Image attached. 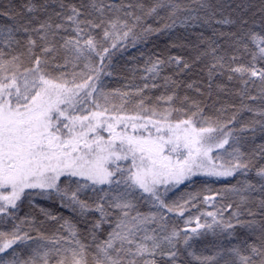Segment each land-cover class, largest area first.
Wrapping results in <instances>:
<instances>
[{"label": "snow or ice", "instance_id": "1", "mask_svg": "<svg viewBox=\"0 0 264 264\" xmlns=\"http://www.w3.org/2000/svg\"><path fill=\"white\" fill-rule=\"evenodd\" d=\"M147 19L169 22L153 27ZM178 21L209 28L236 23L217 19L211 0H26L19 8H0V264H264V145L243 152L242 137L234 133L254 128L237 130L235 112L226 121L214 120L199 101L178 93L185 87L204 94L197 86L203 81L183 79L203 65L209 90L216 76L227 74L241 84V99H257L250 86L264 98V23L257 32L241 18L236 32L213 29L193 45L173 42L189 47L191 55H147L142 87H102L101 74L112 75L105 71L112 50L128 47L129 39L135 47ZM245 57L247 63H238ZM82 62L87 73L75 71ZM50 66L60 71L53 75ZM166 68L173 74L163 75ZM158 87L166 91L149 105L151 97L143 93ZM129 104L132 114L124 112ZM242 110L264 117L248 105ZM173 113L183 115L173 121ZM254 123L264 131V120ZM253 172L255 181L248 179ZM197 178H205L203 203L216 210L189 216L178 227L169 214L184 217L201 193L166 197ZM208 178L236 183L212 193ZM33 196L57 201L75 219L31 199L44 219L20 217L22 201ZM218 197L231 202L217 207ZM237 228L251 242L224 245ZM207 236L217 243L208 254L197 252L195 241Z\"/></svg>", "mask_w": 264, "mask_h": 264}, {"label": "trees", "instance_id": "2", "mask_svg": "<svg viewBox=\"0 0 264 264\" xmlns=\"http://www.w3.org/2000/svg\"><path fill=\"white\" fill-rule=\"evenodd\" d=\"M26 0H0V8L12 5L19 8ZM145 3H150L151 0H144ZM186 0H181V3H185ZM211 3L216 8V18L220 19L223 17H228L235 21V24L232 25H218L213 24L211 28L204 27H184L180 26L179 21L177 22V26L171 30H165L160 32L159 34L150 35L146 42H138L135 47L131 46V39L125 41L128 47H120L118 49L112 50L110 53V62L108 60L105 61V64H108V67L105 71H110L112 73L111 76H105L101 74L102 87L105 92H112L114 89H124L125 86H129L128 90H133L136 87H142L144 84V80L141 79L142 68L144 65V60L147 55H159L164 59H167L169 55H182L185 58H188L191 55V51L189 47H172L173 42L184 43L185 45H193L198 43V36L203 34L204 37H211L213 35V29H216L223 32H236L238 30V25L241 20L247 19L249 21L248 26H252L255 31L261 32V24L264 23V0H211ZM165 22H169L165 20L158 19H147L146 25H152L153 27H162ZM253 22H255L253 24ZM139 32L140 29H137ZM226 39V38H225ZM224 43V41H221ZM227 48V45L225 44ZM231 51V49H228ZM144 54L143 56L141 54ZM58 62L63 63L62 56L57 57ZM248 57H245L244 60L238 61V63H247ZM95 63L99 64V58L94 57ZM203 65L197 66L193 68L187 75L183 77L186 83L196 81H203V83H198L197 86L203 89L204 94L200 95L194 90L186 89L185 87H181L178 89L179 95L182 97L187 94L189 97L199 101L201 103V107L204 109V113L207 116H211L214 120L219 118L220 120L226 121L231 118L232 113H237L235 127L237 130L241 128V126L247 125L250 128H254L255 131H236L234 135L242 137L240 147L241 150L245 153H253L259 150L261 145H264V131L261 130L259 123H254V121L264 120V117L259 115H254L253 112L242 110V105H248L251 108L255 109L257 112L264 111V98H260L258 87L250 86L248 92L251 95L257 96L255 100L247 99V94H244V98L241 99L240 95H237V92L243 93V88L238 80L228 81L227 74L223 76H216L212 88L209 90L207 86V76L206 73L201 71ZM50 71L53 75L57 74L58 69L50 66ZM69 74V78H71V72L73 71L72 66L69 65L65 70ZM77 72H88V69L84 68L83 62L80 63L79 67L75 69ZM172 69L166 68L163 75H172ZM176 79H180V77H175ZM79 79V77H78ZM151 83V81H149ZM158 84H163L162 79H158L156 81ZM256 84L259 85V81H256ZM217 85H222L223 90L217 87ZM166 90L163 87H158L155 89L149 88L145 89L144 95L151 97L150 100L146 101L149 105L155 102V97L161 95ZM167 91H171L169 88ZM209 91H211V95H209ZM133 100L139 99V97H132ZM114 102L119 105L120 98L115 97ZM103 103V101H101ZM176 106H180V101H175ZM234 106V107H232ZM187 107V105H184ZM94 108V106H92ZM218 109H226L225 112L217 111ZM92 110V109H89ZM135 111L132 104H129L124 109V112L127 114H132ZM182 113H173L172 119L173 121L182 117ZM107 135V133H105ZM222 151V150H219ZM259 163H264V161H260ZM203 179L205 178H197V182L191 186L181 185L174 192H170L166 199L174 200L180 197L181 195H187L188 193H196L200 192V198L194 203L197 205L196 207L188 206V211L185 212L184 217H177L174 214H169L172 217V220L176 222V226L184 227L183 220L189 216H197L201 211H215V208L208 207L203 203V194L206 191L205 185L203 184ZM248 179L255 181L257 178L255 177L254 172L251 173ZM208 187L211 189L212 193H215L217 190L223 191L230 183L235 184V178H227V179H215L208 178ZM29 199L32 200V204L38 205L39 207H43L48 211L57 214L63 215L65 217L75 219L72 214L64 208H61L57 201L43 199L40 196H33L30 198H25L20 207V211L18 215L20 217L25 216V214H30L35 217L37 220L44 219L43 216L39 213V208H33L31 204H29ZM217 207L221 205H225L231 202V199L226 197L225 199L217 198ZM142 210H146V207ZM225 218L228 217V212L224 213ZM203 219H210L208 217H202ZM169 226H172V222L170 221ZM79 227L83 228L84 225L81 224ZM107 227V226H105ZM190 227H195V221L190 225ZM11 229V225L9 224L3 230L7 231ZM52 228H45V231L51 232ZM235 239L229 241L224 240V245L229 244H237L241 240L248 239L251 242V237L247 236V233L240 228L236 230ZM35 235V233H33ZM217 243L215 238L212 236H207L204 239L195 241L196 251L199 252L201 250L205 251V254H208L211 246ZM19 247V246H17ZM11 251V250H9ZM7 255V254H5ZM186 255V254H185Z\"/></svg>", "mask_w": 264, "mask_h": 264}, {"label": "rangeland", "instance_id": "3", "mask_svg": "<svg viewBox=\"0 0 264 264\" xmlns=\"http://www.w3.org/2000/svg\"><path fill=\"white\" fill-rule=\"evenodd\" d=\"M221 179H223V178H221Z\"/></svg>", "mask_w": 264, "mask_h": 264}]
</instances>
